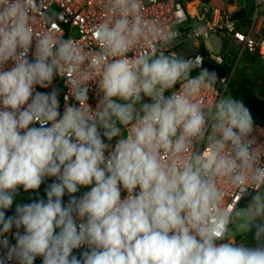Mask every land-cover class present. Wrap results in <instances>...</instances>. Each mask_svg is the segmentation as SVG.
I'll return each instance as SVG.
<instances>
[{
	"label": "clouds",
	"instance_id": "obj_1",
	"mask_svg": "<svg viewBox=\"0 0 264 264\" xmlns=\"http://www.w3.org/2000/svg\"><path fill=\"white\" fill-rule=\"evenodd\" d=\"M99 4L86 47L46 0H0V264H264L249 108L172 51L179 12L166 26L145 0Z\"/></svg>",
	"mask_w": 264,
	"mask_h": 264
},
{
	"label": "built area",
	"instance_id": "obj_2",
	"mask_svg": "<svg viewBox=\"0 0 264 264\" xmlns=\"http://www.w3.org/2000/svg\"><path fill=\"white\" fill-rule=\"evenodd\" d=\"M46 3L62 14L61 20L58 22L57 28L66 38L72 37L80 41L86 47L90 45V39L85 40L92 24L98 22L102 16V9L99 0H46ZM144 12L146 18L153 19L164 25H168L179 12L180 20L187 18L180 26V39L173 49L185 46L188 41H193L195 47H200L202 40L215 31L229 36L231 43L240 48V54L243 52L255 57L264 64V34L262 33L264 25V5H258L255 0V8L250 17L234 18V12L221 7H214L209 14L206 13L198 22H194V14L190 13L186 4L182 0H145ZM177 23H180L178 20ZM193 23H204L207 27L205 36L199 39L191 38V25ZM210 58L216 62L225 63L224 56L221 53H215L209 50ZM237 62L230 67L224 77L228 82L231 81L233 71ZM58 86L63 92L66 91L62 81H57ZM43 91V90H42ZM216 94H225V90L221 86H217ZM211 98V97H209ZM62 110V109H61ZM260 131V140L264 141V123L254 120ZM51 180L44 184L50 183ZM86 189H81V192ZM67 197H65V201ZM239 242V239L238 241Z\"/></svg>",
	"mask_w": 264,
	"mask_h": 264
},
{
	"label": "rangeland",
	"instance_id": "obj_3",
	"mask_svg": "<svg viewBox=\"0 0 264 264\" xmlns=\"http://www.w3.org/2000/svg\"><path fill=\"white\" fill-rule=\"evenodd\" d=\"M185 1H193V0H185ZM229 3H237L239 5H243L247 10L248 14L251 15L255 8L254 0H227ZM229 3H226V0H197L193 5L189 6V12L191 13L193 9H197L198 11L205 10L210 11L215 6H223L230 7ZM194 22H198V16L193 18ZM188 46H194L193 41H188L186 43ZM234 51L237 55L236 67L233 71L232 77L230 80L235 79L236 81H244L247 82V86L257 92L264 93V64L255 59V57L243 52L240 54V48L231 43L230 37L225 36L224 47L222 50V55L225 56L226 53H230ZM228 94H231V91L227 90ZM233 96V95H232ZM246 105L244 99H240ZM33 199L31 193L27 192L19 194L16 196V200L18 203L30 202ZM249 243L254 246L255 242L251 240V236H249Z\"/></svg>",
	"mask_w": 264,
	"mask_h": 264
},
{
	"label": "trees",
	"instance_id": "obj_4",
	"mask_svg": "<svg viewBox=\"0 0 264 264\" xmlns=\"http://www.w3.org/2000/svg\"><path fill=\"white\" fill-rule=\"evenodd\" d=\"M201 46L205 47L204 40H202ZM236 59H237V55L234 53V51L230 53H226L224 56V62L228 63L230 67L234 64ZM193 75H196V71L193 72ZM247 84H248L247 82L244 81L238 82L235 79H233L229 82L228 89L231 91L234 98L239 100L241 98L244 99L246 106L249 108L254 120H259L260 122L264 123V93L259 91L260 94L259 96L258 94H256L254 90L249 88ZM46 186L47 184H42L41 188L38 190V193L32 191H29V193L32 194L33 199H35L37 195L44 197L46 199L44 192ZM20 192L22 194L25 193L22 189ZM16 203L18 202L15 199L13 204V209L8 212V215L13 214ZM36 264H40L39 258L37 259Z\"/></svg>",
	"mask_w": 264,
	"mask_h": 264
},
{
	"label": "water",
	"instance_id": "obj_5",
	"mask_svg": "<svg viewBox=\"0 0 264 264\" xmlns=\"http://www.w3.org/2000/svg\"><path fill=\"white\" fill-rule=\"evenodd\" d=\"M246 16V11L244 8L237 10L234 13L235 19H240ZM223 39L224 35L218 32H211L208 37L204 39L205 48H197V47H184L180 48L178 52L183 51L186 55L196 56L199 55L203 57L204 67L216 70L219 77H224L229 69L228 63H220L212 60L210 58L209 50L212 49L215 53H221L223 49ZM257 94L260 96L259 92Z\"/></svg>",
	"mask_w": 264,
	"mask_h": 264
},
{
	"label": "crops",
	"instance_id": "obj_6",
	"mask_svg": "<svg viewBox=\"0 0 264 264\" xmlns=\"http://www.w3.org/2000/svg\"><path fill=\"white\" fill-rule=\"evenodd\" d=\"M185 4H186V6H187V8H188V10H189V6H191V5H193L197 0H193V1H185V0H182ZM255 1V0H254ZM226 3H229V1H227L226 0ZM230 5V7H223V6H215V7H221V8H223V9H229V10H231V11H233L234 13L237 11V10H240V9H242V8H244L245 9V7L243 6V5H239V4H237L236 2L235 3H229ZM211 11V10H210ZM210 11H205V10H201V11H198L197 9H193L192 10V14H194V16L196 17V16H198V20H200L206 13H208L209 14V12ZM245 11H246V16H244V17H250L251 15H249L248 14V12H247V10L245 9ZM262 33L264 34V25H263V29H262ZM204 40V39H203ZM223 47H224V44H223ZM223 50V49H222Z\"/></svg>",
	"mask_w": 264,
	"mask_h": 264
},
{
	"label": "flooded vegetation",
	"instance_id": "obj_7",
	"mask_svg": "<svg viewBox=\"0 0 264 264\" xmlns=\"http://www.w3.org/2000/svg\"><path fill=\"white\" fill-rule=\"evenodd\" d=\"M187 46H188V45L181 46V47L177 48L176 52H178L180 48H184V47H187ZM189 47H195V46H189ZM197 48H202V49H204L205 47L200 46V47H197ZM262 64H263V63H262Z\"/></svg>",
	"mask_w": 264,
	"mask_h": 264
}]
</instances>
